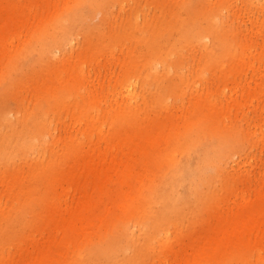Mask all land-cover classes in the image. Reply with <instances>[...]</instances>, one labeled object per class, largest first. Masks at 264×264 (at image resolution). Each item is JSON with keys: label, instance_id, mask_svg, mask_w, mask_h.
<instances>
[{"label": "rangeland", "instance_id": "374dc122", "mask_svg": "<svg viewBox=\"0 0 264 264\" xmlns=\"http://www.w3.org/2000/svg\"><path fill=\"white\" fill-rule=\"evenodd\" d=\"M0 264H264V0H0Z\"/></svg>", "mask_w": 264, "mask_h": 264}, {"label": "bare ground", "instance_id": "6f19581e", "mask_svg": "<svg viewBox=\"0 0 264 264\" xmlns=\"http://www.w3.org/2000/svg\"><path fill=\"white\" fill-rule=\"evenodd\" d=\"M76 217H78V214L76 215ZM50 251H51V248H47V249L43 248L41 250L43 256H48L50 254Z\"/></svg>", "mask_w": 264, "mask_h": 264}]
</instances>
